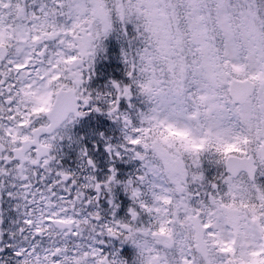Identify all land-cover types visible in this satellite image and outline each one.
<instances>
[{"label": "clouds", "instance_id": "clouds-1", "mask_svg": "<svg viewBox=\"0 0 264 264\" xmlns=\"http://www.w3.org/2000/svg\"><path fill=\"white\" fill-rule=\"evenodd\" d=\"M127 24L134 26L139 43L125 51L124 59L145 104L134 123L141 129L136 150L144 179L134 184L144 192L156 186L170 204L147 222H137L142 212L135 219H119L128 227L116 236L104 235L134 245L135 264H155L154 252L166 257V264H182V255L192 264H264V186L254 180L257 169L264 172V0H0V80L16 86L11 107L36 110L33 119L41 118L36 127L50 130L57 141L83 107L80 70L85 73L92 65L117 25ZM50 31L58 39L45 35ZM61 41L66 50L56 61L61 79H52L56 73L47 61L35 64L33 59L43 79L33 73L21 81L26 74L12 70V64L33 57L42 45L54 42L51 53ZM67 51L75 59L65 63ZM9 107L0 104V116L5 117L0 123L4 132L12 127L16 134L19 130L6 119ZM182 132L187 135L177 134ZM128 134H134L131 128ZM29 135V141L17 145L0 134V147L5 155L13 148H23L18 154L26 155L35 139ZM201 138L202 149L197 147ZM206 155L222 166L226 188L193 201L191 186L203 179L199 164ZM25 169L26 174L37 171L27 164ZM85 183H75L72 199L81 221L84 197L77 200L76 193L85 195ZM60 188L65 184L58 182ZM125 188L133 191L127 181ZM29 201L35 221L72 207L46 189L33 191ZM17 205L23 213V199ZM98 230L83 223L78 228L52 226L35 242L30 236L18 243L24 248L35 244L39 264H129L93 246ZM20 261L36 264V256Z\"/></svg>", "mask_w": 264, "mask_h": 264}, {"label": "snow or ice", "instance_id": "snow-or-ice-1", "mask_svg": "<svg viewBox=\"0 0 264 264\" xmlns=\"http://www.w3.org/2000/svg\"><path fill=\"white\" fill-rule=\"evenodd\" d=\"M45 35L49 36L51 39L56 40L58 39L59 34L55 31H50L45 33ZM67 35V34H65ZM34 39H39V37H34ZM50 45H42L36 52L33 53V57H29L23 63H15L12 64V70H14L18 75L23 72L26 75L22 76L20 79L21 81L29 80L32 78L33 73L36 74L37 79H43L42 75L40 74V68L36 67L35 64H44L47 61V67L51 70V72L56 73L52 76L53 80L61 79V76L58 72V63L56 61L59 60L60 56L65 53V49L63 48V41L57 45L56 48H53L52 52H48V48ZM51 56V59H49ZM43 57V59H41ZM71 57L73 60L75 59L74 53L71 51H67L65 55V63L68 62V58ZM33 59H35V64H33ZM128 75L132 77L133 73L128 72ZM78 83L83 85L85 79L84 70L81 69L80 73L78 74ZM8 84L7 93L4 92V85ZM116 87V94L115 98L108 101L109 107L108 112L116 119H122L125 122L126 128H131V132L134 134H127L125 139L127 144L132 146L131 151L135 153L136 157L140 156L139 151H137V147L140 145V138L139 133L141 129L139 127H135L132 120L129 119V116L125 113L119 112V101L120 97H130L133 94L132 83L120 85L114 82ZM15 85L8 83L7 80H0V104H8L10 107L7 109V121L9 125H14L16 129L19 130V133L14 134L12 131V127H9L7 132H4V126L0 123V134L7 135L10 141L17 145H22L25 142L29 141L30 135L34 136L35 139L32 140V143L29 145L28 154L26 155H19V152H23V148H13L9 150V154L5 155L4 149L0 147V161H3L4 164L15 165L13 170L10 172L8 167H0V190H2L5 186V181L7 180L8 184L16 189L19 188L20 191H9L8 195L11 197H19L23 199L25 204V210L22 213L23 217V227H18L14 233H11L13 236L20 235L23 237L24 241H27L29 237H37L43 234L46 228L52 226H59V225H74L77 228L80 226L81 223L83 224H93L95 228H99L100 234L104 235L105 232L108 233L109 236H116L119 234L120 230L126 229L128 225L122 224L120 220L113 219L111 222H100L101 215L98 211H91L89 214L85 215L83 220L79 219V214L76 212L75 200L67 199L65 196H59V200L63 201L65 205L71 204L72 207L69 208L65 206L62 211L58 213H48L42 216L39 221H35L33 219V212L29 210L27 205L31 203L28 197L29 195H33V176L39 175V179L41 181H45L46 178L51 173H55V176L52 178L51 184H45V189L50 191L53 195H56V192L53 191V188L58 186V182L66 184L69 180L71 183L75 184L78 181L75 179L73 174L67 170L59 169L56 167V159L57 157L53 155V149L55 147L56 138L52 137L51 131L41 126L37 128L36 125L40 122V117L37 115L36 119H33V112H29L27 109L23 111L19 107H11L16 102L13 99L12 93L15 89ZM99 98V94L97 99ZM93 97L87 90L84 88L82 90V98L80 103L82 106L88 105L92 101ZM97 111L100 109L97 108ZM0 111H3L0 108ZM40 111H43L41 109ZM79 116L84 115L83 111H78L77 113ZM5 117L0 116V122H2ZM162 126L169 129L170 131H174L172 125L166 124L164 121H161ZM20 133H23L20 135ZM179 135H187V132L177 133ZM19 136V139H18ZM46 137L48 139L41 142V138ZM202 143L198 145V148H203V138H201ZM234 150L240 151V149L235 148V145L232 146ZM25 164L29 167L36 169L37 171L32 174H26ZM88 164H92V161L89 160ZM43 169L41 173L40 170ZM59 169V170H57ZM7 178V179H5ZM144 179L143 175H139L135 177V179H128L127 183L129 185H133V191L130 193L131 198L134 204L137 207L129 208V212L133 219L137 218L138 214L141 212H146L152 217L153 214H159L162 211L163 207H166L170 204V200L167 198H162L160 194L156 190V186H152V188L147 191H141L139 187H136L134 181L142 182ZM196 179V177H194ZM223 180L224 178L221 177ZM85 189H95L96 192L99 194L101 193L104 188H108L110 190V184L112 181L115 180V171L113 170L112 175L108 176L105 181H97L95 176H87L85 178ZM103 185V187H102ZM215 189L217 186L215 184L212 185ZM37 192L40 189H36ZM65 191H71V188L68 186L65 187ZM208 196L211 194L208 193ZM83 196V203H88L94 205L95 200L98 199L97 197H87L85 201V195L81 192L76 193V199H81ZM19 209L20 205H16ZM0 223H2V218H0ZM204 227L206 229L211 228L210 223H204ZM2 229H0V235H2ZM160 232L164 231V228L161 226L159 229ZM25 232L28 234L25 235ZM74 234L76 236L80 235L79 231H75ZM212 234V233H210ZM59 249H57V252ZM227 251V249H225ZM101 251V255H102ZM15 255L17 257H31L33 255L36 256V264H39L40 257L36 251V245L31 244L30 248H24L21 245L15 246ZM55 255V253H53ZM93 257L96 256V249L93 247L92 249ZM153 259L155 264H166V257L161 256L158 252L153 253ZM17 264H26V261H18ZM182 264H192V261L189 259L187 255H182Z\"/></svg>", "mask_w": 264, "mask_h": 264}, {"label": "rangeland", "instance_id": "rangeland-1", "mask_svg": "<svg viewBox=\"0 0 264 264\" xmlns=\"http://www.w3.org/2000/svg\"><path fill=\"white\" fill-rule=\"evenodd\" d=\"M135 36V28L131 24L125 25L122 30L116 29L111 32L103 42V48L101 51L97 53L95 56L93 63H92V72L96 70V66H98V61H103L104 58H107L105 62L108 63V65L114 60V59H119L116 61L119 65V70L116 71V69L113 71L112 75H120L123 78V80H117L116 83L120 85H125V84H130L131 83V77L128 75V70H127V64L124 59V53L126 50H129L131 48H134L139 42L134 39ZM113 37H118L116 38L121 44L118 49L117 56L113 58L111 55L109 48H108V42L113 38ZM116 65V64H114ZM133 94L130 97H120L119 101V112L125 113L129 116V119L133 121V123H138V114L139 112L143 111L145 108V104L143 101V98L141 95H139L135 91V86L132 88ZM106 93V94H104ZM135 93V94H134ZM116 94V87L115 84L112 83L109 87L106 88V92L100 93L99 98L102 100V104L106 105L108 104V101L111 99L115 98ZM109 107V104H108ZM108 120H109V125L111 128H113L112 131L118 132L119 136L113 137L111 135H105L102 136L97 130L94 128L91 129L90 136L86 137L84 140H86L85 145L83 144V140L79 138L69 139L71 141V145L73 150L76 152V160H77V166L75 167L76 169L74 171H70L71 173H76L78 177V181L83 183L86 182L85 178L89 175L95 176L97 181H105L108 176L112 175L113 170L115 171V180L111 182L110 184V190L108 188H104V190L101 192L103 194H107L108 198V204L116 202L117 201V196L118 193L125 194L126 196L129 197L131 203L124 205L125 209V216H121L118 218V210L120 209L121 206L118 205H113V210H110V215H111V220L113 219H129L131 218V214L129 212V208L132 207H137L132 198L130 193L126 190L125 188V182H121V179L119 178L120 175L123 174V172L118 171V166L120 165L122 168H129L131 171H136L133 172V174H136V176H139L142 174V164L143 162L135 156V153L131 151L130 145L127 144V141L125 139L126 135L129 132V129L125 127V122L122 119H116L112 115L109 114L108 112ZM89 132V130H87ZM98 133V135H96ZM95 141L97 144L98 142L104 143L105 145L103 146V159L107 162L108 167L105 166L104 169L101 168L100 165H98V162L96 163V153L93 152V148L87 146L88 142ZM59 143H62V140H59ZM94 149H98L96 145H94ZM91 150V152H90ZM88 153L86 154V152ZM90 158L92 161H94V165L92 167H89L87 164V159ZM108 168V170L106 169ZM199 170L202 173L203 179L199 184H193L191 187L194 189V194H193V201L196 199H199L200 197H205L207 198V194L212 192L219 191L221 188H226V185L223 183V180L221 179V174L223 172L222 166L217 163V161L206 155L205 157L201 158L200 164H199ZM102 171V172H101ZM104 171V172H103ZM209 172V174H208ZM210 173L212 174V177L216 179L214 182H209L207 181L208 178H210ZM125 174V173H124ZM226 175V173H224ZM257 180L255 181L258 185L264 186V172H262L260 169L257 171ZM125 176H130L129 173L125 174ZM71 184V190H73L76 187L75 184L69 182L68 185ZM215 184L217 188H213L212 185ZM103 187V185H102ZM143 187V185L141 186ZM120 188V190H119ZM93 191L94 192V197H102L100 195L101 193H97L95 189H87L85 190V194L87 191ZM69 192V191H68ZM68 192L65 193H60L59 196H65L67 199L69 198ZM100 195V196H99ZM127 198V197H126ZM83 215V214H80ZM151 217L149 216L148 213L142 212V214L137 218V222H147L150 220ZM96 239L93 242V246L99 247L100 249L103 246H108L107 248H113L111 245L113 244L111 240H104L100 239L97 241L99 238L97 236L103 237V235L99 233L95 234ZM112 239V237H111ZM121 243L125 246H127L126 253L129 252V254L132 256L130 260H127L129 264H135L134 262V252H135V247L131 243L125 242L120 240ZM110 244V245H108ZM104 252V251H103ZM106 253V252H105ZM116 253L118 256H121V252L118 251H113L112 253H107L109 255ZM122 257V256H121Z\"/></svg>", "mask_w": 264, "mask_h": 264}, {"label": "flooded vegetation", "instance_id": "flooded-vegetation-1", "mask_svg": "<svg viewBox=\"0 0 264 264\" xmlns=\"http://www.w3.org/2000/svg\"><path fill=\"white\" fill-rule=\"evenodd\" d=\"M50 47H54V42H49ZM83 87L87 90L88 93L92 96V65L85 70V79L83 83ZM81 111H83L85 114L82 116L77 117L76 120H74L69 126L68 130H71V132H66L62 135V138L69 139V138H79V139H85L87 136H90L92 124L94 122H99L101 120L103 123H106L103 118L98 119L96 117H93V109H92V102H90L88 105H85L82 107ZM89 130V132L87 131ZM98 135V133H96ZM86 141V140H84ZM96 145L97 147H102L105 145L104 143L98 142V144L93 140L91 142H88L87 146L93 148V146ZM88 152V151H87ZM86 152V153H87ZM64 154V153H63ZM76 156V153L74 150L69 151L66 155H62V152L58 153L56 156V165L61 163L63 166L65 162H69L73 165H75L74 158ZM90 159H87V163ZM103 160V157H101V161ZM92 161V160H91ZM95 162L92 161V164H88L90 167L94 165ZM68 165L70 170L74 171L76 168L73 165ZM0 167H11L10 164H4L3 161H0ZM65 167V166H64ZM61 169L60 167H57ZM57 169V170H59ZM40 172H43V169L40 170ZM55 176V173L49 174V176L46 178L45 181H41L39 179V175L36 176V178L32 181L33 184V191L36 189H40L41 191H44L45 184H51L52 178ZM71 180H69L65 187L69 184ZM64 188L57 189L53 188V191L59 194L61 193V190ZM9 191H16L15 187H12L8 184L7 180L5 181V187L0 190V218H2V223H0V229H2V235H0V264H17V262L22 259L21 257H17L15 255V246L19 245V241L21 239L20 235L13 236L11 233H14L18 227H23V217L20 210L16 207V205L19 203L20 198L19 197H11L8 195ZM71 194V192H70ZM100 196V195H99ZM31 199V195L28 197ZM97 204L104 205V202L106 203V197L102 196L95 200ZM87 208L91 211L93 208L92 204H87ZM104 207L102 206V209ZM104 217L101 218V220ZM107 219H105L106 221ZM104 221V222H105ZM28 233L25 232V235ZM40 237H33V242H35L36 239H39Z\"/></svg>", "mask_w": 264, "mask_h": 264}, {"label": "water", "instance_id": "water-1", "mask_svg": "<svg viewBox=\"0 0 264 264\" xmlns=\"http://www.w3.org/2000/svg\"><path fill=\"white\" fill-rule=\"evenodd\" d=\"M255 176H256V173H255V175H254V179H255Z\"/></svg>", "mask_w": 264, "mask_h": 264}]
</instances>
